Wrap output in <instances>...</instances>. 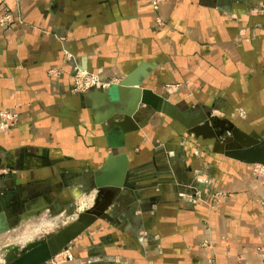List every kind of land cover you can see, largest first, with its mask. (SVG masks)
<instances>
[{
    "label": "crops",
    "instance_id": "crops-1",
    "mask_svg": "<svg viewBox=\"0 0 264 264\" xmlns=\"http://www.w3.org/2000/svg\"><path fill=\"white\" fill-rule=\"evenodd\" d=\"M258 8L264 0H163L157 13L147 0H0L11 18L0 23V112L16 115L0 122V203L55 219L88 200L101 208L59 264H264V178L250 163L143 105L126 130L128 94L70 92L77 68L149 89L184 121L217 131L225 119L246 146L264 139ZM198 171L223 203L185 201Z\"/></svg>",
    "mask_w": 264,
    "mask_h": 264
},
{
    "label": "rangeland",
    "instance_id": "rangeland-1",
    "mask_svg": "<svg viewBox=\"0 0 264 264\" xmlns=\"http://www.w3.org/2000/svg\"><path fill=\"white\" fill-rule=\"evenodd\" d=\"M153 1L155 2V5L153 4ZM163 0H147L150 8L152 11L156 12L159 10L160 4L162 3ZM254 12L258 14H264V8H258L254 9ZM7 15V13H3L0 17V20ZM10 16V15H9ZM2 24H7L9 22H0ZM158 24H161L159 19L157 20ZM82 71V70H81ZM94 75H97L99 79L98 74L93 73V72H88ZM73 80V78H72ZM102 80V79H101ZM106 82V80H102ZM107 81H110L111 83H114V85L118 84L119 80L118 79H109ZM111 87V86H109ZM171 87L166 86L165 89L169 90ZM89 93V91H86L82 94ZM75 94V93H73ZM81 94V93H77ZM175 120V118H174ZM215 122H217L220 127L216 131L218 135L214 138H207L204 139L201 136H196L189 128H185L184 125L181 126L187 130L189 135H194L196 138H200L202 140H213L216 144H218L220 147L219 149H222L223 155L230 157L229 155H226L225 153L231 149H244L246 147L245 142L241 139H233L231 137V129L234 128L232 124L228 126V128L225 126L226 121L225 119H214ZM176 121V120H175ZM184 121V120H183ZM184 123L191 125L201 123L199 119H186ZM229 123V122H228ZM227 125V124H226ZM236 128V127H235ZM244 145V146H243ZM196 153V151L194 152ZM174 155L173 152H168V156ZM231 158V157H230ZM233 159V158H232ZM251 165V174L254 178H264V161H255V162H249ZM214 185V179L211 177L209 174L206 172H199L196 173L193 176V179L191 183L186 187L189 193L185 195L186 199L185 201L190 203V204H205L208 206H212L214 204H221L225 201L226 199V194L223 193L222 191L214 190L213 188ZM196 197H198L196 199ZM89 205H88V204ZM85 203V206L78 205V211H77V204L73 205V207L66 211L64 210V213L61 215V217H49V215L45 214H39V217H36L33 214L26 215L22 212H19L16 206V201H10V203L2 202L0 203V212L4 211L5 209H10V206H13V214L12 212L7 214L6 222L2 223L0 225V264H6L8 263L9 259L13 256H18L21 254V252L24 250V248L30 244L37 242L39 240L45 239L47 236L56 233L59 229L69 226L71 224H74L78 216L82 213H84L86 210L90 209L96 201L93 203L92 201H89ZM93 204V205H92ZM69 207L70 205L67 204ZM67 206V207H68ZM57 209V208H55ZM54 209V210H55ZM67 209V208H66ZM69 209V208H68ZM49 213L52 214L54 211L52 208H49ZM1 214V213H0ZM23 217H25L24 221ZM41 226V228L39 227ZM81 235V234H80ZM79 235V236H80ZM78 236V237H79ZM26 237V238H24ZM77 238V237H76ZM75 238V239H76ZM74 239V240H75ZM14 245V248L11 247V245ZM17 244V245H15ZM69 244L63 248L59 253L58 256L63 253L64 255L70 254L71 257L70 259H66L65 261L71 260L72 259V253L71 250L68 248ZM62 257V256H60ZM59 264L57 263V258L54 256L51 258L49 261H47L45 264ZM61 263V262H60Z\"/></svg>",
    "mask_w": 264,
    "mask_h": 264
},
{
    "label": "water",
    "instance_id": "water-1",
    "mask_svg": "<svg viewBox=\"0 0 264 264\" xmlns=\"http://www.w3.org/2000/svg\"><path fill=\"white\" fill-rule=\"evenodd\" d=\"M134 86L136 85L128 81H120V83L109 87L108 90L95 91L101 92V96L117 97V99H121L123 95L128 94L129 109L123 112L122 120L123 128H129L126 130L137 129L136 127H133L131 117L136 111L137 106L143 105L156 113H162L175 118L176 121L184 125L185 128H189L196 136H201L202 138L207 139L214 138L218 135L211 126L213 123L211 124V122L209 123L203 120L201 123L190 126L189 124L184 123L175 107L163 97L155 94L149 89ZM111 89L113 90L110 91ZM127 125L129 126L126 127ZM236 132H238V130L234 127L231 130L234 139H238L234 136ZM225 154L240 161L263 162L264 139L252 141L251 144H248L244 149H231ZM100 215L101 208L98 201H96L90 209L78 216V219L74 224L59 229L56 233L47 236L43 240L28 244L20 255L11 257L6 264H45L70 244L76 237L85 232L88 227L100 217Z\"/></svg>",
    "mask_w": 264,
    "mask_h": 264
},
{
    "label": "built area",
    "instance_id": "built-area-1",
    "mask_svg": "<svg viewBox=\"0 0 264 264\" xmlns=\"http://www.w3.org/2000/svg\"><path fill=\"white\" fill-rule=\"evenodd\" d=\"M153 4L155 5V2L153 1ZM11 18L7 14L5 15L0 22H10ZM114 83H111L110 81L104 82L101 79L97 77V75L81 71L77 68H74V75L72 80V85L70 88L71 93H84L86 91H103L102 89L107 88L109 86H113ZM16 115L14 113H9L6 111L0 112V122L3 126L10 125L15 121ZM198 197H196L197 199ZM62 256V257H60ZM71 255L66 254L64 255L61 253V255H56L57 263L64 262L66 259H70ZM55 264V263H54Z\"/></svg>",
    "mask_w": 264,
    "mask_h": 264
}]
</instances>
